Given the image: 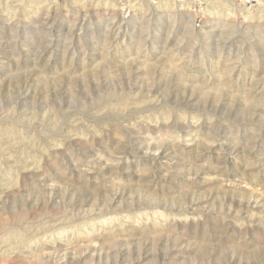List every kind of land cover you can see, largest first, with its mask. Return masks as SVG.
I'll list each match as a JSON object with an SVG mask.
<instances>
[{
	"label": "rangeland",
	"instance_id": "obj_1",
	"mask_svg": "<svg viewBox=\"0 0 264 264\" xmlns=\"http://www.w3.org/2000/svg\"><path fill=\"white\" fill-rule=\"evenodd\" d=\"M191 18L0 0V264H264V3Z\"/></svg>",
	"mask_w": 264,
	"mask_h": 264
},
{
	"label": "built area",
	"instance_id": "obj_2",
	"mask_svg": "<svg viewBox=\"0 0 264 264\" xmlns=\"http://www.w3.org/2000/svg\"><path fill=\"white\" fill-rule=\"evenodd\" d=\"M174 4L181 13H188L191 15V22H193L195 27H201L206 13L209 0H173ZM239 4L247 9H255L256 7L262 5L264 0H238ZM121 11L117 17L111 20L110 25L119 29V33H127L130 24L133 21V7L127 1L121 7Z\"/></svg>",
	"mask_w": 264,
	"mask_h": 264
},
{
	"label": "bare ground",
	"instance_id": "obj_3",
	"mask_svg": "<svg viewBox=\"0 0 264 264\" xmlns=\"http://www.w3.org/2000/svg\"><path fill=\"white\" fill-rule=\"evenodd\" d=\"M207 44V43H206ZM203 49V48H202Z\"/></svg>",
	"mask_w": 264,
	"mask_h": 264
}]
</instances>
